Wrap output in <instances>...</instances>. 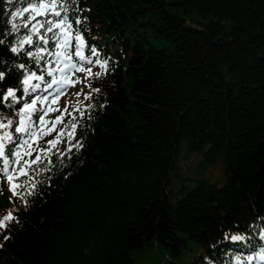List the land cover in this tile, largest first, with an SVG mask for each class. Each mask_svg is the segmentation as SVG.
Instances as JSON below:
<instances>
[{
	"label": "trees",
	"instance_id": "1",
	"mask_svg": "<svg viewBox=\"0 0 264 264\" xmlns=\"http://www.w3.org/2000/svg\"><path fill=\"white\" fill-rule=\"evenodd\" d=\"M75 3L80 33L101 46L109 67L92 80L100 91L83 126L56 127L83 147L63 163L53 156L51 172L26 179L16 169V184L35 176L27 206L0 196V207L20 215L4 231L10 239L0 236V264H228L260 251L264 0ZM26 4L0 0V31H10L9 13ZM31 15L16 18L18 35L31 34L24 24L41 19L29 22ZM41 55V68L55 67L51 55ZM0 56L33 64L4 47ZM0 115L13 114L0 108ZM183 145L200 154L203 170L222 164L221 180L174 188ZM233 235L246 241L234 243Z\"/></svg>",
	"mask_w": 264,
	"mask_h": 264
},
{
	"label": "snow or ice",
	"instance_id": "2",
	"mask_svg": "<svg viewBox=\"0 0 264 264\" xmlns=\"http://www.w3.org/2000/svg\"><path fill=\"white\" fill-rule=\"evenodd\" d=\"M8 2L11 3L12 0H8ZM69 5L72 6L71 10ZM29 12L32 13L29 22L36 20L37 16L41 19L36 24H32L31 28H29V23L24 24L26 33L31 34L18 35L20 28L15 20L22 13ZM9 15L13 23L9 32L0 31V47L6 48L18 59L25 58L33 61V64L29 65L16 60L8 61L0 56V85H3V88L0 89V108H6L13 114L11 118L0 115V181L12 182L15 173L11 169L14 166H18L21 175L27 179L30 173L51 172L52 167H54L53 156L56 157L57 161L63 163L65 156L71 158L73 149L79 150L83 147L81 141H77L75 144L72 143L76 139L72 132H68L67 139H64L65 131L63 127L56 132V126L58 124L64 126L66 119L67 124L73 131L78 125L83 126L77 121V114L83 120L87 109H91L94 107L93 105H87L85 111L75 108L72 112H69L66 107L60 116L52 121H46L45 117L48 115L49 110L60 111L59 108H51L52 103L66 94L68 89L75 86L76 83L82 82L73 79L76 73H84L85 79L92 75L97 78L100 77V72L93 74L92 67H85V63L99 65L106 73L108 60L100 59V53L95 45L88 47L89 56L83 55L85 45L82 43L83 36L79 31V26L82 23L79 18L81 13L78 11L75 0H27L24 8L9 13ZM25 19L29 18L25 17ZM70 21H74L75 29H73V24ZM70 34L71 38H69ZM34 36L36 37L35 51L32 50ZM50 44L51 48H49ZM25 45L29 47L26 48ZM45 52L54 58L50 63L57 65V67L49 70L50 65L46 64L41 68V61L44 60L41 53ZM61 55L63 59L60 58ZM93 57L96 59L93 60ZM61 64L62 67H60ZM38 71L46 73L51 79L45 80L44 74L37 75ZM56 71L61 74L60 79H57L54 75ZM13 78L16 81L15 84L12 83ZM33 80L40 81L44 86L41 87V83H32ZM93 91L99 92L100 89L97 87ZM81 94L76 93L77 97ZM49 97H51V100ZM90 98V94L85 95V99ZM40 101L48 107L37 108L36 105ZM33 115H36L35 120L32 119ZM88 118H91L90 114ZM48 124L52 126L44 131L43 129ZM53 132H56L53 139L47 140L43 146L37 144L36 147H32L37 136L43 139L45 136L52 135ZM60 144L64 145L63 148L58 147ZM26 148L29 151H25L24 155L28 156L29 160H23L21 155ZM25 168L27 171L24 170ZM17 180H19V177H17ZM34 180L35 176H33ZM33 181H29L28 184H24L23 181H20L19 184L11 183L9 190L16 197V201L25 206L28 205V197L36 194L37 183ZM40 183H43V181H40ZM15 222L18 221L14 215V210H9L6 216L0 218V236L4 241L10 239L8 235H4L8 224ZM245 239L246 237L243 235L231 236V240L235 242H242ZM262 240H264V237H262ZM4 246V244H0V249H3ZM257 258L264 260V245L260 247L258 252L253 248V253L249 254L246 259L253 260ZM240 260L241 257L238 256V264Z\"/></svg>",
	"mask_w": 264,
	"mask_h": 264
},
{
	"label": "rangeland",
	"instance_id": "3",
	"mask_svg": "<svg viewBox=\"0 0 264 264\" xmlns=\"http://www.w3.org/2000/svg\"><path fill=\"white\" fill-rule=\"evenodd\" d=\"M70 38V37H69ZM82 43L85 45V40H82ZM83 55L87 57V54L85 52V47L83 49ZM63 65L61 64L60 67ZM85 67H92V72L93 74L96 72H100L101 67L96 64L88 65L87 63L84 64ZM95 75H92L85 79V74L84 73H76L75 76L73 77L74 79H78L82 82H78L73 86L71 89H68L66 94L60 96L62 100V107H68L71 106L73 109L79 108L82 110L88 103L92 101V97L95 93L93 91V86L91 84V79ZM61 78V74L58 71V77L57 79ZM32 83H37L35 80L32 81ZM90 86V87H89ZM41 87H43L41 85ZM76 93H82L79 97H77ZM90 94L91 98L90 99H85V95ZM51 100V97H49ZM46 104H44L42 101L38 102L36 107L41 108L45 107ZM199 161H200V154L194 151H191L188 149L187 146L183 145L181 148V151L178 155V160H177V167H178V173H177V180L173 182V187L178 188L181 184L183 185H188L192 186L193 185V180H197L201 177L204 179H208L211 182H219L221 178L224 175V169L222 164H217L214 167H211L207 170H203L199 166ZM4 182V189L8 194H3L0 191V196L3 195L2 198L6 197L9 201V203L12 200L13 193L9 190L11 182L3 181ZM195 182V181H194ZM1 202V201H0ZM10 206H4L3 204L0 207V215L6 214L9 210ZM231 240V238H230ZM232 241V240H231ZM235 243V241H232ZM260 263L263 264L264 260L259 259ZM252 260H249L248 263H245L243 259L239 261V264H253L251 263ZM147 262L142 261L140 264H146Z\"/></svg>",
	"mask_w": 264,
	"mask_h": 264
},
{
	"label": "bare ground",
	"instance_id": "4",
	"mask_svg": "<svg viewBox=\"0 0 264 264\" xmlns=\"http://www.w3.org/2000/svg\"><path fill=\"white\" fill-rule=\"evenodd\" d=\"M15 217H20V215H17V214L15 213Z\"/></svg>",
	"mask_w": 264,
	"mask_h": 264
}]
</instances>
